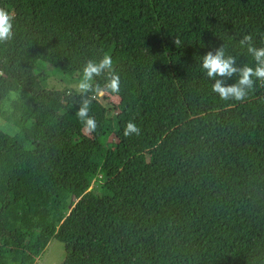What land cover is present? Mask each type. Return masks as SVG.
I'll use <instances>...</instances> for the list:
<instances>
[{"label": "trees", "instance_id": "1", "mask_svg": "<svg viewBox=\"0 0 264 264\" xmlns=\"http://www.w3.org/2000/svg\"><path fill=\"white\" fill-rule=\"evenodd\" d=\"M0 9L13 16L0 43V117L20 137L0 130V264H35L34 245L53 238L61 264H264V85L224 101L201 67L221 46L255 66L239 41L252 34L264 47V0ZM105 53L120 91L111 107L92 100L99 130L89 132L77 122L81 95L41 79L53 71L79 83ZM130 120L140 134L126 138Z\"/></svg>", "mask_w": 264, "mask_h": 264}, {"label": "clouds", "instance_id": "2", "mask_svg": "<svg viewBox=\"0 0 264 264\" xmlns=\"http://www.w3.org/2000/svg\"><path fill=\"white\" fill-rule=\"evenodd\" d=\"M12 36L13 16L5 9H0V43L10 40ZM174 43L180 44L179 39ZM239 43L252 56L255 66H238L236 58L226 55L223 46L214 52L208 51L202 57V69L209 79L215 81L211 90L224 101H243L257 82L264 85V47L255 46L252 34H245ZM102 75L105 76L103 86L94 84V79ZM233 76L238 77L236 82L226 84L225 81ZM75 87L82 97L76 116L85 129L94 132L98 125L95 118L89 115L92 100L105 94H118L120 91V77L115 70L112 56L105 53L99 61L88 60L82 69V79ZM89 93L92 95L89 96ZM122 134L126 138L139 135L140 128L130 120L126 122Z\"/></svg>", "mask_w": 264, "mask_h": 264}, {"label": "rangeland", "instance_id": "3", "mask_svg": "<svg viewBox=\"0 0 264 264\" xmlns=\"http://www.w3.org/2000/svg\"><path fill=\"white\" fill-rule=\"evenodd\" d=\"M41 84L45 88H56V89H74L76 90V85H78V82L71 80L68 76H59L55 72L51 71L50 75L48 77H42ZM16 97V92H12L9 95V98ZM98 99L106 106H110L115 101V98L108 94V97H98ZM11 103H5V107L9 108ZM72 120H76V117L72 116ZM79 125H83V123L80 120H77ZM0 130L3 132L13 136L14 138L20 140V137L18 135L17 127L12 123L3 120L0 117ZM99 130V127L96 128V131ZM34 247L38 248L40 251V255L37 258L35 264H61L64 259V246L62 242L59 240L53 238L48 241V243L41 247L40 244H35Z\"/></svg>", "mask_w": 264, "mask_h": 264}]
</instances>
